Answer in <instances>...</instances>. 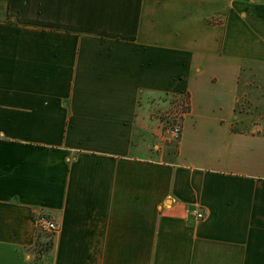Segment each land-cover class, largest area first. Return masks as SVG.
Instances as JSON below:
<instances>
[{
  "label": "crops",
  "instance_id": "1",
  "mask_svg": "<svg viewBox=\"0 0 264 264\" xmlns=\"http://www.w3.org/2000/svg\"><path fill=\"white\" fill-rule=\"evenodd\" d=\"M247 63L264 0H0V264H264ZM162 97L187 102L177 142Z\"/></svg>",
  "mask_w": 264,
  "mask_h": 264
},
{
  "label": "rangeland",
  "instance_id": "2",
  "mask_svg": "<svg viewBox=\"0 0 264 264\" xmlns=\"http://www.w3.org/2000/svg\"><path fill=\"white\" fill-rule=\"evenodd\" d=\"M159 101L161 103H157L158 105H155L153 110L164 133L180 111L187 109V102H185V97L177 99L162 97ZM237 110L239 115L238 130L252 133L264 132V65L245 64L241 76ZM51 236L52 234L37 228V241L34 250L39 253L47 251L51 247Z\"/></svg>",
  "mask_w": 264,
  "mask_h": 264
},
{
  "label": "built area",
  "instance_id": "3",
  "mask_svg": "<svg viewBox=\"0 0 264 264\" xmlns=\"http://www.w3.org/2000/svg\"><path fill=\"white\" fill-rule=\"evenodd\" d=\"M184 111H180L176 119L171 123L166 131V139L168 141L177 142L181 136L182 132V116ZM189 214L193 217L195 222H199L205 218V213L199 209L189 210ZM37 228L50 233L52 235L59 232L61 225L60 223L50 219L46 216H38L35 220Z\"/></svg>",
  "mask_w": 264,
  "mask_h": 264
},
{
  "label": "trees",
  "instance_id": "4",
  "mask_svg": "<svg viewBox=\"0 0 264 264\" xmlns=\"http://www.w3.org/2000/svg\"><path fill=\"white\" fill-rule=\"evenodd\" d=\"M51 244H52V240H51L50 246H51ZM41 252H42V251H41Z\"/></svg>",
  "mask_w": 264,
  "mask_h": 264
}]
</instances>
